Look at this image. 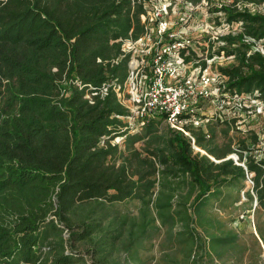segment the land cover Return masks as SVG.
Returning <instances> with one entry per match:
<instances>
[{
    "label": "trees",
    "instance_id": "obj_1",
    "mask_svg": "<svg viewBox=\"0 0 264 264\" xmlns=\"http://www.w3.org/2000/svg\"><path fill=\"white\" fill-rule=\"evenodd\" d=\"M249 5L264 7V0H231L213 9L226 24H240L238 34L217 38L223 45L213 55L233 59L218 68L226 78V92L255 94L264 102V46L255 48L264 42V12H252ZM143 13L136 0H0V262L9 264L12 257L34 262L37 232L48 214L61 223L79 202L121 200L140 189L128 179L125 164H106L118 154L117 148L100 144L101 137L124 133L121 122L112 117L121 113L114 92L93 104L85 95L96 92L98 98L97 89L104 83L123 85L128 56L113 63L121 54L118 40L130 31L135 39L142 34ZM70 79L85 85L82 91L69 84ZM154 122L162 120H147L146 127ZM187 130L205 155L194 152L190 138L169 128L165 144L170 156L162 163L170 167L171 179H180L194 194L188 204L177 202L182 210L172 213L185 232L180 241L193 247L201 241L193 218L200 222L210 199L219 197L224 186L245 180V172L253 175L255 200L264 209V150L257 157L241 141L238 156L244 159V169L223 160L233 150L212 146V136L207 138L199 128ZM250 139L257 142L255 136ZM243 152L248 153L245 158ZM136 160L149 170L156 163ZM152 185L147 181L144 189ZM111 191L115 194L108 197ZM175 192L171 188L165 196L169 208ZM217 240L232 244L234 237ZM61 261L70 264L67 256Z\"/></svg>",
    "mask_w": 264,
    "mask_h": 264
},
{
    "label": "rangeland",
    "instance_id": "obj_2",
    "mask_svg": "<svg viewBox=\"0 0 264 264\" xmlns=\"http://www.w3.org/2000/svg\"><path fill=\"white\" fill-rule=\"evenodd\" d=\"M157 1L158 5L162 2L166 5L170 3L169 23L176 37L188 40L190 48L200 58H208L209 54L215 56L212 61H206L207 72H216L218 68L233 63L232 58L225 57L222 53L220 56L213 55L217 46L223 45L216 41L218 37L225 34L234 36L240 32V24L228 25L224 22L222 13L213 12L215 7L222 3L228 4L231 0H201L197 4L186 0ZM136 2L142 5L144 11L139 15L144 31L136 39L131 31L128 36L119 39L121 54L113 60L116 64L128 56L127 77L123 85L104 83L97 89L98 98H94L97 96L96 92L86 94L85 98L91 104L103 102L111 89L114 92L121 113L112 117L121 122L120 128L124 133L101 137L100 144L117 148L118 154L108 157L106 164H125L128 179L136 187H141H134V193L121 200L106 201L99 198L79 202L65 213L66 221L61 223L48 214L37 232L38 244L33 248L36 257L34 262L26 263L16 257L8 259V262L60 264L62 258L67 256L70 264H264V209L257 205L253 185L246 180L224 186L221 195L210 199L205 206L203 219L197 222V217L193 218L196 234L201 237L197 246L187 247L180 241L185 240V232L180 224H176L172 213L174 210H182L177 202L184 201L188 204L194 194L188 186L179 183L180 179H171L170 167L162 163L170 156L165 144V136L169 130L167 125L164 122H154L148 128L147 121H141L136 114L135 101L138 93L136 84L128 79V66L131 61L136 63L141 58L140 47L135 42L145 34V28L147 32H151L148 22L149 8H152L150 0ZM248 7L252 12H264L263 6ZM263 46L264 42L260 41L255 48L262 50ZM97 61L100 62L99 59ZM52 71H56V68ZM69 84L79 91L85 86L76 79H70ZM89 88L95 90L90 86ZM82 97L84 99V95ZM214 110L215 107H212L207 113L212 114ZM216 118L215 121L202 122L201 126L203 131L212 136V146L219 150L234 151L244 141L250 147V136L254 135L260 141L257 147L259 150L254 146L253 152L260 156L264 148V106L261 114L256 116L246 115L243 110L237 112L234 119L237 121L236 125L229 121V116ZM197 150L200 151L199 154L205 155L203 150ZM136 157L156 160L154 169H145L144 165L137 162ZM228 157L237 159L233 153ZM149 171L150 177L147 175ZM139 178L145 180L140 182ZM147 181H152L153 184L148 191L144 189ZM170 181L171 186L168 184ZM171 188L176 192L172 207L169 208L165 196L169 195ZM114 194L111 191L107 196ZM52 200L56 204L54 197ZM178 232L182 233L177 235ZM207 233L212 234L208 239H214V242L208 241ZM230 236L234 237L232 244L219 243L217 240ZM4 262L2 260L0 264Z\"/></svg>",
    "mask_w": 264,
    "mask_h": 264
},
{
    "label": "built area",
    "instance_id": "obj_3",
    "mask_svg": "<svg viewBox=\"0 0 264 264\" xmlns=\"http://www.w3.org/2000/svg\"><path fill=\"white\" fill-rule=\"evenodd\" d=\"M157 2L150 0L152 8H149L150 18L147 22L151 32L145 28V34L135 42L140 47L141 58L136 63L131 61L128 66V79L136 84L138 93L136 114L141 121L161 119L171 130L190 138L192 148L197 150L187 128L202 130V122L215 121L216 117L221 116L231 117L229 121L236 125L234 119L237 112L243 110L246 115L256 116L261 114L264 102L256 99L255 94L226 92V78L218 70L206 71V61H212L215 56L200 58L190 48L188 40L176 37L169 23L170 3L166 5L161 1L158 5ZM203 62L204 68L201 66ZM212 107H215L214 113L208 114L207 110ZM203 133L207 138L210 137L209 132ZM255 137L257 142H252L251 149L259 145L260 140ZM239 152L238 146L233 151L237 159L226 157L223 160L230 159L245 169L244 159L239 161ZM257 154V157L261 156ZM243 155L247 156L248 153L243 152ZM252 176L245 172V180L251 185Z\"/></svg>",
    "mask_w": 264,
    "mask_h": 264
},
{
    "label": "bare ground",
    "instance_id": "obj_4",
    "mask_svg": "<svg viewBox=\"0 0 264 264\" xmlns=\"http://www.w3.org/2000/svg\"><path fill=\"white\" fill-rule=\"evenodd\" d=\"M196 149H197V147H196ZM204 154H205V152H204Z\"/></svg>",
    "mask_w": 264,
    "mask_h": 264
}]
</instances>
